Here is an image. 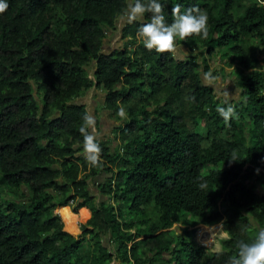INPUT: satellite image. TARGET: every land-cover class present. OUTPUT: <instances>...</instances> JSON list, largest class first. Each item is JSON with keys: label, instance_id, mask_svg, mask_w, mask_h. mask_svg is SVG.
Returning <instances> with one entry per match:
<instances>
[{"label": "trees", "instance_id": "obj_1", "mask_svg": "<svg viewBox=\"0 0 264 264\" xmlns=\"http://www.w3.org/2000/svg\"><path fill=\"white\" fill-rule=\"evenodd\" d=\"M158 2L169 24L173 5L199 6L207 38L177 37L183 57L149 51L137 37L146 12L104 52L129 0H7L0 197L10 196L0 201V264H227L238 240L264 228V2ZM213 56L219 71H210ZM227 66L239 88L228 125L216 111L224 99L202 79L228 75ZM92 87L102 93L97 108L120 122L97 136V166L82 155L87 109L76 100ZM215 223L227 234L220 250L192 240Z\"/></svg>", "mask_w": 264, "mask_h": 264}, {"label": "clouds", "instance_id": "obj_2", "mask_svg": "<svg viewBox=\"0 0 264 264\" xmlns=\"http://www.w3.org/2000/svg\"><path fill=\"white\" fill-rule=\"evenodd\" d=\"M8 6L7 0H0V14L4 13ZM146 12L151 13V18L149 21L140 24L137 37L142 40L143 45L149 51L155 49L158 53L175 54L177 52V37L180 40H185L193 35L204 39L208 36V14L199 6L190 7L182 12L179 4L173 5L171 9L173 20L169 24L163 15V5L158 0H147V3H142L141 0H129L123 18H126L127 23L143 21ZM261 57L264 59V54ZM204 79L206 83H211L214 78L211 73H206ZM222 95L224 106L218 105L216 111L228 125L230 120L238 114L235 105L230 102L232 94L225 88ZM117 114L124 118L126 116L125 109L120 108ZM82 120L83 124L79 129L83 137L82 155L90 165L97 166L101 163L102 149L96 135V119L90 111L86 110ZM236 160L239 159L233 153L230 156V162ZM262 162H264V158H262ZM255 172L259 174L260 169L256 168ZM199 187L205 189L207 184L200 183ZM202 227L205 229L208 226ZM236 247L238 249L237 255L230 257L227 264H264V228L258 229L251 242H246L243 239L238 240Z\"/></svg>", "mask_w": 264, "mask_h": 264}, {"label": "rangeland", "instance_id": "obj_3", "mask_svg": "<svg viewBox=\"0 0 264 264\" xmlns=\"http://www.w3.org/2000/svg\"><path fill=\"white\" fill-rule=\"evenodd\" d=\"M125 21H126V18H123V17H119L116 20V23H115L116 30H114V32L108 33L109 35L107 36V39L105 38L103 40V43H102V46H101V50L102 51L109 52V51L113 50L114 48H116V47L118 48V47L121 46V43L123 41H122V39L119 36V29H120V26ZM176 49H177V52L174 54V56L176 58L177 57H183L184 56L183 53L185 52L186 48H184L183 45L181 43H179V44H176ZM208 64H209L210 71L212 69H215V71H219L218 70V67L221 64V60L218 59V56H213L211 59L208 60ZM231 68H232V66H227V67H225V71L227 72ZM90 73H91V69L88 70L89 77H91V74ZM228 74H231V73H228ZM213 78L214 79L212 80L211 85L213 86L216 94H217L218 89H219L218 87L221 85L220 82L224 81V83H226V81L229 82V80H232L233 79L229 75H225L223 77H220L218 73H215L213 75ZM202 79L205 81L204 76L202 77ZM217 79H220L219 86L216 85L217 84L216 83L217 82ZM233 81L235 83V80L234 79H233ZM233 89L236 91L234 93V96H236V93L238 94V88H237V86H235ZM86 93H88V92L86 91L85 94L84 93L81 94V96L78 99H76V100L79 101L80 103H85V108L87 109V111H90L91 112V107L95 108L97 102L96 103L93 102L92 95H89L87 97ZM89 94H92V93H89ZM238 98H239V95L237 96L236 99H238ZM96 112H98V115H99L98 118H100L98 120L106 123L104 127L102 126V130L101 131L104 134H106V135H112L113 134L112 128L115 125L119 124L120 122H117L116 120L108 117L107 115H103L104 113L101 112V109H97ZM90 187L92 188V186H90ZM8 196H10L9 195V192L8 191H4L2 193V195H1V197H0V201H2L1 199L6 198ZM78 213H76V215H75L77 217V219L75 221V224H74L75 226H77L79 223L82 222V220H80V215ZM63 223H64V221H63ZM179 227L180 226L174 227V229H175V231L177 233H179ZM208 229L211 231V234H207V233L203 232L204 227H202V226L196 227V230H195V232L193 234L192 240L195 243L199 244V245L205 246L209 250H212V251H218V250H220L219 240L221 238L226 237L225 233L222 230V227H221L220 223L212 224V226H208ZM108 239H109L108 238V235L101 236V241H102V243L105 246H107L108 243H109Z\"/></svg>", "mask_w": 264, "mask_h": 264}, {"label": "crops", "instance_id": "obj_4", "mask_svg": "<svg viewBox=\"0 0 264 264\" xmlns=\"http://www.w3.org/2000/svg\"><path fill=\"white\" fill-rule=\"evenodd\" d=\"M107 39V38H106ZM231 71V69H229L228 71H227V73H229ZM234 73V72H233ZM232 72H231V74H228L231 78H233L234 80L237 78L236 77V75L235 74H233ZM235 75V76H234ZM233 79L232 80H229V82L228 81H226V83H224V81H222V82H220V79H217V84L216 85H218L219 86V82H220V86L218 87L219 89H218V92H217V96H221V98L222 99H224V97H223V95H222V93H223V91L225 90V88H226V90L230 93V94H232V96L230 97V100H236V98H237V96L239 95V88H238V86H237V84H235L234 83V81H233ZM235 86H237V88H238V94L236 93V96H234V93L236 92L233 88L235 87ZM99 91V92H98ZM88 93H86V95H87V97L89 96V95H92V100H93V102H100V100H101V98H102V93H101V91L100 90H98V89H95V87H92L90 90H88L87 91ZM98 92V93H97ZM89 93H92V94H89ZM85 94V93H84ZM100 98V99H99ZM81 99V98H80ZM99 99V100H98ZM85 104V103H84ZM97 109H99V108H97V104H96V107L95 108H93V107H91V113H92V115L95 117V119H96V125H95V128H96V135L99 137V136H104V137H108L109 138V136L110 135H106V134H104L101 130H102V126L104 127L105 126V122H102V121H100V120H98V119H100V118H98V112H96V110ZM94 111H95V113H94ZM101 112L102 113H104L103 115H107L106 114V112H103L102 110H101ZM100 132V133H99ZM99 133V134H98ZM90 185H91V183H90ZM82 209H84V208H82ZM85 210V209H84ZM86 211V210H85ZM76 215V214H75Z\"/></svg>", "mask_w": 264, "mask_h": 264}, {"label": "bare ground", "instance_id": "obj_5", "mask_svg": "<svg viewBox=\"0 0 264 264\" xmlns=\"http://www.w3.org/2000/svg\"><path fill=\"white\" fill-rule=\"evenodd\" d=\"M84 212V214L86 213L85 211H83Z\"/></svg>", "mask_w": 264, "mask_h": 264}]
</instances>
